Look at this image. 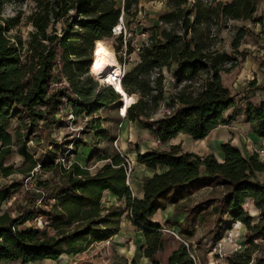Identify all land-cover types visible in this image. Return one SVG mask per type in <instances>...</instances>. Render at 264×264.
Segmentation results:
<instances>
[{
  "label": "trees",
  "instance_id": "1",
  "mask_svg": "<svg viewBox=\"0 0 264 264\" xmlns=\"http://www.w3.org/2000/svg\"><path fill=\"white\" fill-rule=\"evenodd\" d=\"M32 1L27 19L33 29L22 40L11 34L21 10L5 17L2 9L6 0H0V178L13 173L27 178L38 164L53 177L36 181V192L24 189L25 204L16 217L2 207L17 193L20 183L0 184V262L56 260L63 253L78 252L83 239L100 242L117 235L122 211L113 204H102L105 192H109L117 199H126L129 220L144 239L143 258L150 264H196L186 240L171 248L165 261L159 254L166 250L167 235L173 234L174 225L180 236L187 238L196 219L208 215L216 217V226L229 220L246 227L245 246L226 256L228 264H264V160L259 153L243 155L229 141L220 145L221 161L213 153L184 151L179 144L160 148L178 133L203 139L212 129L239 115H244L252 130L264 137V100L248 96L243 106H238L235 95L221 80V71L235 66L236 54L242 59L245 56L247 50L237 48L248 29L241 26L235 33L231 42L235 55L212 49L214 41L210 39L213 24L256 21L253 15L259 0H194L190 9L187 0H166L167 7L157 13L159 21L171 26L151 30L137 53L138 61L120 80L126 94L137 95L133 105L127 107L125 118L149 130L158 141L146 152L136 151L137 163L152 169L162 167L141 178V197L131 195L126 180L134 168L128 175V160L115 148L91 151L89 156L104 161L93 171L77 161L67 166L56 162L51 150L38 157L29 150L27 142L34 128L56 122L63 109L76 118L123 99L111 85L98 86L88 71L92 64L90 50L95 44L94 54L112 51L101 49L100 42L113 35L112 27L118 22L121 7L116 0ZM138 3L123 0L125 15H136ZM117 39L118 52L121 35ZM132 50L127 44V52ZM262 50L260 66L264 67V44ZM172 65L174 82L164 86L162 70ZM196 78L200 80L195 85ZM63 80L64 85L51 87L53 82ZM228 110L231 113L225 117ZM98 127L93 128L96 136H101L104 132ZM70 142L75 147L78 143L87 145L78 138ZM14 153L22 158L18 165L10 162ZM201 191L205 197L189 205L192 195ZM247 199L258 210L256 221L243 208ZM168 204L173 205V214H185L182 223L167 220L163 227L152 221L153 215ZM43 205L50 207L44 209ZM39 217L44 226L52 225L55 233L49 234L46 227H33ZM25 222L30 225L18 226ZM124 264L138 263L131 259Z\"/></svg>",
  "mask_w": 264,
  "mask_h": 264
},
{
  "label": "rangeland",
  "instance_id": "2",
  "mask_svg": "<svg viewBox=\"0 0 264 264\" xmlns=\"http://www.w3.org/2000/svg\"><path fill=\"white\" fill-rule=\"evenodd\" d=\"M163 1L164 0H139L136 7L137 14L126 15L127 30L125 34L122 32V40H128L130 37L136 38L137 32L143 30V28L148 30V34H150L151 30L157 26L159 28H169L171 26L170 23H162L156 18L157 13L163 8L159 7ZM193 1L194 0H187L186 6L188 9H190V4ZM116 2L121 6L122 0H116ZM32 7V0H6L2 9V15L5 17L12 16L16 11L21 10L22 14L20 20L12 29L11 34L16 33L22 40H26L29 32L33 29L31 23L27 19V15ZM139 11L141 13H139ZM253 16L256 21L229 20L225 24L222 23L219 26L213 24L210 31V39L214 41L211 45L212 49L232 54L234 53L235 55L236 51H234L231 45L235 33L241 26L248 29V32L241 39L240 45L237 48L238 50H247L245 56L242 59L241 55L236 54L237 62L235 66L229 71H221L222 83L231 89L232 93L235 95V104L238 106H243L246 100L245 98H247L250 93L247 86H252L253 84L251 83L253 79H248L249 76H252V70L250 71V69H252L257 62L260 66L262 60V45L264 44V0L258 1ZM57 27L59 32V24H57ZM117 37L118 35H112L111 37L104 38V40L100 42V48H110L115 54L119 64L121 66L123 65L125 70H127L138 61V55L135 52H127V54H125L123 46L121 47V50L117 52ZM146 39L148 40V38ZM138 42L144 44L145 41L139 37ZM95 45L94 48L90 50L89 54V58L92 57L91 62L96 55L94 54ZM119 56H121V61H119ZM173 68L174 65H172L169 70L163 68V75L171 73ZM155 74L156 73H153V76ZM199 80L200 79L198 78L195 79V85ZM255 81L256 80H254V82ZM62 85H64V83L61 82L57 87ZM102 85L103 84L98 81V86ZM134 96L136 99L137 95L134 94ZM119 104L116 102L103 107L92 115L86 116L83 114L73 119L69 116L70 111L68 110L66 112V110L63 109L58 114L59 119L56 122L47 125H39L34 128V132L31 134L32 139L27 142L29 150L33 152L36 157L44 156L51 150V154L55 152L56 162L67 166L69 163L77 161L82 166H87L93 171L96 167L102 165L104 161L97 160L96 156H89L91 151L93 149L95 150V148H99L98 152H103L102 149L104 148L109 150L111 148L117 149L114 139L117 136H120L117 146L119 147L120 152L126 156L130 165L134 168L129 179L132 188V191L130 190L131 195L133 197L141 196V177L149 173L137 164L134 150L141 152L143 150L141 145H147L152 137L146 130L139 126L135 127L130 124L125 126L124 121L120 119L118 110ZM122 106L123 102L120 108ZM65 107V109H68L67 105ZM230 113L231 110H228L225 112L224 116L227 117ZM242 118L243 117L240 116L234 120L243 124V127H240V131H242L245 136L247 135V137L251 138L250 131L252 130V127L251 125L250 127H247L246 122H243ZM97 125L99 126L98 130L104 132L101 136H96L95 134L93 127ZM179 136L175 138V140H178ZM74 138L84 140L87 145L78 143L75 147V145L70 142ZM181 142L184 143V137ZM55 146H57V148H55ZM164 146L165 148H168L170 145ZM244 146V149L240 148L243 155H248L252 151H256L259 153L261 160H264V144L260 145L256 141L249 140L248 143H244ZM21 160L22 158L17 153L10 156V162L15 163L16 165H18ZM161 170V168L155 169L153 173ZM49 177H53L52 172L42 171L38 164L34 168V173L27 178H23L20 173H13L7 178H0V184L12 181H18L20 183V188L16 191L17 193L3 204L2 210H8L12 217L18 216L20 213L19 207L22 204H25V201L22 199L24 189L29 188V192H36L34 188L36 181L44 180ZM261 178L263 177L261 176ZM45 194L46 193H44V195ZM204 197L205 194L202 193V191L193 194L191 197L192 200L189 201V205L201 201ZM102 204L105 206L113 204L122 211L120 232L112 238L100 242H88L83 239L80 242V250L78 252L63 253L56 260L44 259L26 263L21 261H1L0 264H124L131 259H134L138 264H150L147 259L143 258L144 239L141 232L138 231L136 226L129 220L126 199H117L111 193L105 192L102 198ZM49 207L50 205H43L44 209H48ZM243 208L252 216L253 221H256L259 218L258 210L252 204L251 199H247L244 202ZM184 216V213L173 214V205L168 204L165 209H160L153 215L152 221L166 227L167 220L182 223L184 221ZM39 219L42 220L41 217H39ZM215 219L216 217H213L212 215H208L201 220L199 218L198 220L196 219V221L189 227L191 232L186 234L187 238L180 236L178 226L174 225L171 230L173 233L171 234L172 237L167 235L169 244L166 250L159 254L160 259L165 261L171 248L175 247L178 242L186 240L189 243L191 255L193 254L195 256L192 255L196 264H228L226 256L232 252L241 251L245 246L246 227L241 222L232 223L227 220L220 225L222 226V228H220V226H216ZM25 225H30V223L25 222L23 225L19 224L18 226ZM32 226L36 228L46 227L49 234L55 233V229L52 225L44 226L43 222H41V224H36L35 226L32 224Z\"/></svg>",
  "mask_w": 264,
  "mask_h": 264
},
{
  "label": "crops",
  "instance_id": "3",
  "mask_svg": "<svg viewBox=\"0 0 264 264\" xmlns=\"http://www.w3.org/2000/svg\"><path fill=\"white\" fill-rule=\"evenodd\" d=\"M165 7H167V6H165ZM260 54H261V52H260ZM250 66L252 67L251 64H250ZM250 71L252 72L251 73L252 76H249L248 79H253V81L251 83H253L254 86H253V84H252V86H247V88L250 90L249 96H255L257 100H264V68L260 67L259 63L257 62V63H255V66H253V68L250 69ZM254 80H256V81L254 82ZM255 85H258V86H255ZM240 116L243 117L242 121L246 122L247 127H250L251 124L245 119V116L239 115L237 117H240ZM120 119L124 121L125 126L130 124V125H133L135 127H137V126L141 127L137 122L129 121L126 118L122 119L121 116H120ZM240 127H243V124L241 122H236L235 120H232L226 124L218 125L214 129H212L203 139H197V140L192 139L189 135H186L184 133H178L177 135L172 137L169 141H167L165 144L161 145L160 148L168 149V148H165L164 145L179 144L184 151L194 152L198 155H205L207 153H213L214 156L217 158V160L221 161L223 159V155H222V152L220 150V145L223 142L229 141L231 144L237 146L239 149L240 148L244 149V147H245L244 143L245 142L248 143L249 140L256 141L260 145L264 144V137L257 135L253 130H251L250 131V133H251L250 137L251 138H249V137H247V135L245 136V134L242 133V131H240ZM141 128L146 130L152 137L151 141L147 145H145V146L141 145L143 148L141 153H143V152H146L153 147H156L158 144H156V139L150 133L149 130H147L143 127H141ZM179 135H181V136H179ZM178 136H179L178 140H175V138H177ZM183 137H184V143H185L186 147H185L184 143L181 142ZM136 151L137 150H134V153H135L134 156L135 157H136ZM137 164L140 167H143V169L149 173V174H146L144 176L152 175L153 171L155 170L152 168H148V167L144 166L143 164H140V163H137ZM159 168L162 169V167H160V166H157L156 169H159ZM144 176H142V177H144ZM140 182H141V180H140ZM140 192H141V189H140ZM141 196H139V197H141Z\"/></svg>",
  "mask_w": 264,
  "mask_h": 264
},
{
  "label": "bare ground",
  "instance_id": "4",
  "mask_svg": "<svg viewBox=\"0 0 264 264\" xmlns=\"http://www.w3.org/2000/svg\"><path fill=\"white\" fill-rule=\"evenodd\" d=\"M91 63L89 70L92 77L100 81L102 84L113 86L115 92L123 97L122 102L124 103V106L121 109V114L125 115L127 107L136 99L135 96H129L122 89L119 77L121 74V67L115 54L110 50L99 51L96 53Z\"/></svg>",
  "mask_w": 264,
  "mask_h": 264
},
{
  "label": "built area",
  "instance_id": "5",
  "mask_svg": "<svg viewBox=\"0 0 264 264\" xmlns=\"http://www.w3.org/2000/svg\"><path fill=\"white\" fill-rule=\"evenodd\" d=\"M165 6H166V0H164L159 5V7H163V8H166ZM120 7H121V13H120V15L118 17V22L112 27V33H113V35H121L122 32L125 34L126 33V30H127V18H126V15H125L124 11H123V0H122V4H121ZM139 13H141V12L139 11ZM140 25H141V23H140ZM129 36H130V33H129ZM148 36H149L148 30H146L145 28H143V30H140L139 32H137L136 38L130 37V38H128V40H126V39L122 40V46L124 47V53L127 54V44H129L133 48L132 52L138 53L140 51L141 47L143 46V44H141L140 42H138L139 37H141L145 41L144 43H146L148 41L146 39V38H148ZM120 67H121V74H120L119 77H120V80H121V78H122V76H123V74L125 72V68H124L123 65L122 66L120 65ZM88 71H89V68H88ZM173 82H174V77H173L172 73H169L168 75H166V74L164 75V78H163L164 86H168V85L170 86V84H172ZM62 83H65V81H63ZM59 84H61V82L55 81V82H53L51 84V87L52 88H56L57 86H59ZM161 109H163V106L161 107ZM121 113H122L121 112V108L119 107V114L122 117V119H124L125 118V115L124 114H121ZM69 116L72 119L75 118L72 115V113H70V112H69ZM119 139H120V136H117L114 139V142L116 144L117 149L120 151L119 147L117 146V142L119 141ZM156 144H158V141L157 140H156ZM128 164H129V167H128L127 172H128V175H129V173L131 172V167L132 166L130 165L129 162H128ZM126 185L132 191V188H131L129 179L126 180ZM41 222H42V220H40L39 218H35V224H39V223L41 224ZM182 242H184V241L182 240ZM184 243H186V242H184ZM192 258L194 259L193 256H192Z\"/></svg>",
  "mask_w": 264,
  "mask_h": 264
},
{
  "label": "water",
  "instance_id": "6",
  "mask_svg": "<svg viewBox=\"0 0 264 264\" xmlns=\"http://www.w3.org/2000/svg\"><path fill=\"white\" fill-rule=\"evenodd\" d=\"M92 58V57H91ZM91 58H90V60H89V63L91 62ZM113 87V86H112ZM119 94V93H118ZM122 105V99H121V97H120V105H119V107Z\"/></svg>",
  "mask_w": 264,
  "mask_h": 264
}]
</instances>
